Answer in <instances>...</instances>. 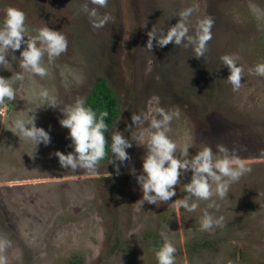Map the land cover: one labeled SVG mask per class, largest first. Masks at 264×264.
<instances>
[{
  "label": "rangeland",
  "instance_id": "obj_1",
  "mask_svg": "<svg viewBox=\"0 0 264 264\" xmlns=\"http://www.w3.org/2000/svg\"><path fill=\"white\" fill-rule=\"evenodd\" d=\"M86 0H0V23L9 7L26 14L30 34L45 24L63 31L67 50L55 58L43 78L25 72L19 63L0 65V76L23 72L15 83L11 109L0 111V237L11 241L4 250L8 264H157L154 239L164 231L176 247V264H264V77L249 69L264 60V0H108L105 7L89 3L113 20L95 29L81 11ZM194 9L190 28L205 16L214 20L212 39L203 57L191 46L163 48L157 34ZM23 45L21 50H23ZM18 58L20 50L14 53ZM236 54L244 66L239 91L220 57ZM11 58L9 57V60ZM97 77H104L121 104L117 130L132 141L130 159L107 174L108 163L95 175L84 169H62L54 155L72 151L59 109L45 107L39 93L47 89L59 107L86 98ZM157 108L180 111L169 136L178 152L190 146L189 158L204 146L235 150L252 171L230 185L223 199L213 196L223 227L205 231L199 218L209 201L193 212L171 205L186 193L185 173L168 202H138L142 191L136 175L142 169L148 133ZM35 113L36 126L49 131L51 142L36 147L13 134L12 122ZM143 113L133 125L132 114ZM128 128L127 131L125 129ZM145 130L143 144L131 133ZM115 130V131H117ZM114 131V132H115ZM136 169L133 175L131 169Z\"/></svg>",
  "mask_w": 264,
  "mask_h": 264
},
{
  "label": "clouds",
  "instance_id": "obj_2",
  "mask_svg": "<svg viewBox=\"0 0 264 264\" xmlns=\"http://www.w3.org/2000/svg\"><path fill=\"white\" fill-rule=\"evenodd\" d=\"M108 0H86L81 11L87 14L93 28H103L113 20L109 13L99 14L97 8H89V3L105 7ZM194 9L192 7L181 10L178 14L179 20L168 30L157 34L155 27L147 33L148 41L146 48H153V41L158 47L163 48L169 43L174 46H191L197 57H203L207 51V43L212 39V26L214 20L211 16L199 19L194 27L190 28L189 18ZM32 35L26 25V14L24 11L9 7L5 10V17L0 23V65H9L13 61L18 62L21 69L41 78L47 75L48 69L44 64H52L55 58L67 50L68 39L63 31H56L47 26L35 29ZM23 47V50H21ZM20 50L19 58L14 54ZM9 57L11 58L9 60ZM222 63L227 66L230 74L226 81L232 85L234 92L239 91L242 83L244 66L239 63L240 57L236 54H225L220 57ZM250 74L264 77V60L258 62L248 70ZM24 80L23 72H15L10 78L0 76V111H8V105L16 98V82ZM41 103L45 107L59 109L62 119H59L61 127L68 129V137L71 141L69 147L72 151L67 154L57 151L62 169L72 170L84 169L89 174L95 175L99 162L103 160L106 153L105 132L108 125L105 118L107 111H101L97 115L92 107L86 106V98L79 97L74 103L59 107L56 96L50 95L47 89L39 93ZM159 119L153 117L148 133L147 151L142 157V169L136 175V169H131L136 175L137 183L142 191V199L138 202H147L157 205L158 202H168L176 196V185L185 173H191L190 180L183 188L186 195L171 203L173 207L183 208L187 212H193L199 207V201H209L206 208L202 210L199 218L200 228L208 231L214 227H223L224 217H216L209 209H219V205L211 198L213 196L223 199L229 191L230 185L238 181L246 173L252 171L248 163L242 159L235 150H229L224 145L218 144L216 152L211 146H204L202 150L191 155L190 146L185 144L179 149L177 143L169 136L170 124L174 118H179L178 108L165 110L157 108ZM143 113L132 114L133 125L143 122ZM35 113L27 118L14 119L11 126L13 134L30 140L33 144L45 146L50 144L49 131L36 126ZM128 128L125 129L127 131ZM131 137L140 141L141 146L145 138V130L139 129L131 133ZM133 139L129 140L121 131H115L111 136L110 150L114 159L110 164L119 161L123 164L130 159L127 149L132 147ZM117 172L119 165H116ZM163 239L162 246L155 251L157 264H176V247L164 231L160 232ZM11 247V241L0 237V264H8V257L3 254L4 250Z\"/></svg>",
  "mask_w": 264,
  "mask_h": 264
},
{
  "label": "trees",
  "instance_id": "obj_3",
  "mask_svg": "<svg viewBox=\"0 0 264 264\" xmlns=\"http://www.w3.org/2000/svg\"><path fill=\"white\" fill-rule=\"evenodd\" d=\"M86 106L92 107L96 111L97 115L101 111H107L108 116L105 118V122L108 125V129L105 132L106 138V157L99 162V164L108 163L105 173L112 174L116 172L115 164H110V161L114 159V155L111 153V136L115 130H117V124L121 116V104L119 98L116 96L114 90L108 84V81L104 77H97L94 81L92 88L90 89L86 97ZM163 244L161 235H158L154 239V245L156 249H159ZM77 264V263H71Z\"/></svg>",
  "mask_w": 264,
  "mask_h": 264
},
{
  "label": "water",
  "instance_id": "obj_4",
  "mask_svg": "<svg viewBox=\"0 0 264 264\" xmlns=\"http://www.w3.org/2000/svg\"><path fill=\"white\" fill-rule=\"evenodd\" d=\"M10 109H11V105L9 104L7 113H9Z\"/></svg>",
  "mask_w": 264,
  "mask_h": 264
}]
</instances>
